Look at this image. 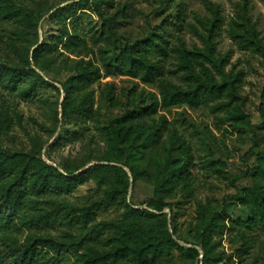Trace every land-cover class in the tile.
Instances as JSON below:
<instances>
[{
  "label": "trees",
  "instance_id": "obj_1",
  "mask_svg": "<svg viewBox=\"0 0 264 264\" xmlns=\"http://www.w3.org/2000/svg\"><path fill=\"white\" fill-rule=\"evenodd\" d=\"M42 1L0 0V21L10 26L9 46L15 54L13 60L0 63V84L15 93V98L27 101L44 100L47 89L55 90L53 132L67 122L77 128L69 140L78 139L90 130L88 123L92 122L105 150L87 160V164H99L76 173L80 168L68 162L57 166L47 163L39 136L31 137L29 150L6 148L3 139L23 118L11 105L0 106V264H176L170 260L174 249L193 261L203 255L202 264H228L233 255L218 248L234 225L243 226L239 235L249 250L246 231L264 228V151L253 152L254 164L233 179L235 184L250 177L249 187L226 197L219 208L198 203L197 244L183 246L175 217L170 223L162 212L172 208L171 200L177 196L186 201L195 197L190 146L176 129H166V115L153 124L147 121L159 109L209 105L214 111L225 112L230 125L250 126L239 92L241 77L226 72L225 58L216 55L213 36L219 21L217 10L208 34L202 35L205 47L188 48L181 36L170 46L164 26L145 38L121 44L123 35L118 27L126 5L118 4L115 12H109L113 0H64L43 7ZM207 5L212 6L210 2ZM45 16L57 27V34L41 40ZM167 20L182 27L179 14ZM233 34L264 55V43L256 30ZM171 52L183 84L165 77L158 57ZM110 75L156 82L159 97L151 94V104L139 118L101 126L93 85ZM61 76H66L64 81L58 79ZM102 93L111 105L118 104L111 85ZM261 115L264 127V107ZM112 162L128 167L131 176L122 167L109 164ZM90 174L97 177L101 195L83 206L70 203L68 196ZM131 177L133 183L144 180L154 185L149 206L155 212L135 208L129 202ZM232 206L245 208L248 218H232ZM112 207L122 209L120 220L95 222L99 210ZM54 230L61 234H52Z\"/></svg>",
  "mask_w": 264,
  "mask_h": 264
},
{
  "label": "rangeland",
  "instance_id": "obj_2",
  "mask_svg": "<svg viewBox=\"0 0 264 264\" xmlns=\"http://www.w3.org/2000/svg\"><path fill=\"white\" fill-rule=\"evenodd\" d=\"M63 1L43 0L42 7ZM207 2L212 6L207 5ZM118 4L126 5V14L121 17L122 23L118 27L119 34L123 35L121 44L126 40L145 38L153 29L161 31L164 26L168 32L170 46L177 43V37L181 36L188 48H204L202 35L208 34V27L215 17L214 10H217L219 21L213 36L216 55L225 58L226 72L239 74L241 77L239 92L245 101V111L250 115V126L230 125L225 112L214 111L209 105L197 109L188 106L159 109L156 114L147 118V121L153 124L161 115H166V129H176L190 146L193 162L191 169L196 178L195 197L186 201L177 196L171 200L173 209L168 207L162 213L167 215L170 223L173 216L175 217L176 230L183 246L197 244L195 225L198 203H211L215 208H219L226 197L249 187L252 184L250 177H244L235 184L233 179L254 164L253 152L264 151V127H261V108L264 107V55L233 34L245 32L247 29L256 30L264 43V0H113L114 7H110L109 12H115ZM176 14H179L182 23L180 29L167 20ZM94 22L99 24V19L95 17ZM9 27L0 21V63L11 61L15 57L9 46ZM41 28V40L57 34V27L48 22L46 16L41 21ZM158 58L164 68L165 77L174 83L183 84L182 73L177 68L174 54L171 52L164 57L159 55ZM65 78L66 76H61L58 79L64 81ZM106 85L112 86L119 101L117 105H111V102L105 99L102 91ZM93 88L95 107L101 112V126H108L116 120L131 121L133 118H139L151 104V94L159 97L156 82L144 83L140 78L124 75L103 77ZM45 94L44 100L27 101L15 98V93L0 84V106L4 103L11 105L23 118L20 124L15 120L16 124L10 131V136L2 141L3 146L29 150L32 147L31 137L39 136L44 145L42 156L49 164L68 162L73 167L80 168L76 173L84 171L88 165L99 164L97 161L87 164L89 157L97 156L105 150L104 142L94 129V123H88L90 130L84 137L74 140H69V135L77 129L73 124L60 123L56 132H53L56 127L54 117L58 93L47 89ZM133 111L135 113H131ZM166 135L167 131L164 138ZM58 137L63 139L62 142L56 140ZM139 142L141 139L137 141ZM125 157L124 151L123 161ZM211 160L213 164L210 163ZM116 165L125 171L129 170L122 164ZM130 181L132 190L131 196H128L129 202L133 203L135 208L155 212L156 210L149 206L154 185L144 180L133 183V177ZM101 192L97 177L90 174L87 181L68 196V201L83 206L99 197ZM230 212L234 219L248 218V212L242 206H232ZM121 213L122 209L114 207L99 210L95 222L120 220ZM242 230L243 226L240 225L230 228L223 236L218 249L233 255L228 264H264V228L257 226L252 231H246L251 245L247 251L239 235ZM52 234L59 235L61 232L54 230ZM202 256L193 261L174 249L170 260L176 264H202Z\"/></svg>",
  "mask_w": 264,
  "mask_h": 264
},
{
  "label": "water",
  "instance_id": "obj_3",
  "mask_svg": "<svg viewBox=\"0 0 264 264\" xmlns=\"http://www.w3.org/2000/svg\"><path fill=\"white\" fill-rule=\"evenodd\" d=\"M64 5V4H63ZM59 87H61L60 85H58ZM55 166H57L56 164H54ZM92 165V164H91ZM91 165H88V166H86L85 168H84V170L85 169H87V168H89ZM125 169H126V167H124ZM128 171V173H129V175L131 176V173H130V171L129 170H127ZM131 190H132V185H131V187H130V192H129V197L131 196ZM140 207H143V206H140ZM181 244H183L182 242H180ZM199 250L202 252V249L201 248H199Z\"/></svg>",
  "mask_w": 264,
  "mask_h": 264
}]
</instances>
